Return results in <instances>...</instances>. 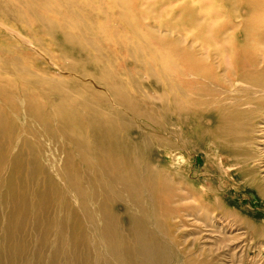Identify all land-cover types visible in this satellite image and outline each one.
Here are the masks:
<instances>
[{"label":"bare ground","instance_id":"1","mask_svg":"<svg viewBox=\"0 0 264 264\" xmlns=\"http://www.w3.org/2000/svg\"><path fill=\"white\" fill-rule=\"evenodd\" d=\"M0 25L49 60L0 31V264H244L212 179L264 198V0H0Z\"/></svg>","mask_w":264,"mask_h":264},{"label":"rangeland","instance_id":"2","mask_svg":"<svg viewBox=\"0 0 264 264\" xmlns=\"http://www.w3.org/2000/svg\"><path fill=\"white\" fill-rule=\"evenodd\" d=\"M2 28L4 27L0 25V31L6 34V37H8V39L10 40L12 39L11 41H14L23 48L25 47L26 49H29L30 51L36 53L38 56H40V58H42L43 56L42 59L45 60L46 62L49 61L48 57L42 51L33 47V44H31L32 42L25 40L22 36H19L15 33H9L6 29H2ZM150 28H155V25H150ZM55 73L63 77L70 76L67 72H63L59 70V68L55 70ZM17 80L23 82V80L20 77H18ZM41 143L53 147L54 149L58 148V146L60 145L58 142H56L53 139L50 143L42 139ZM35 147L37 148L38 146ZM54 152H56L55 154H57V150ZM62 161H63V157H58L55 162V166L61 165ZM197 161H198L197 168L205 167V163L203 160L198 158ZM198 175L202 176V174H198ZM226 176L225 175L218 176V178L212 179V181L215 182L217 189L222 188L220 189L223 191L221 193V196L222 199H224L227 204L226 209L236 217L233 218L235 222V227L240 229L239 232L242 233V235H244L242 239H244L246 242L242 243V245L244 244L246 245V250L248 253L244 258V264H263L264 263V198H262L257 193V191L248 184L247 181L239 180L234 175L231 174L230 175L228 174ZM209 177L211 178V176ZM221 177L223 179H221ZM191 179L193 181H197L198 177L193 176V178ZM238 260L239 258L238 259L234 258L233 263L239 264Z\"/></svg>","mask_w":264,"mask_h":264}]
</instances>
